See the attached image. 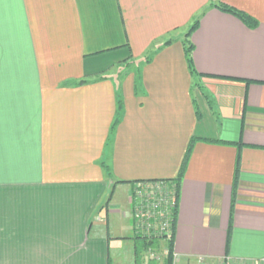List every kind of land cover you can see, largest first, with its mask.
Listing matches in <instances>:
<instances>
[{
	"label": "crops",
	"instance_id": "1",
	"mask_svg": "<svg viewBox=\"0 0 264 264\" xmlns=\"http://www.w3.org/2000/svg\"><path fill=\"white\" fill-rule=\"evenodd\" d=\"M192 137L172 264L264 262V0H0V264H163L132 187Z\"/></svg>",
	"mask_w": 264,
	"mask_h": 264
},
{
	"label": "built area",
	"instance_id": "2",
	"mask_svg": "<svg viewBox=\"0 0 264 264\" xmlns=\"http://www.w3.org/2000/svg\"><path fill=\"white\" fill-rule=\"evenodd\" d=\"M132 211L136 233L167 241L175 228L178 192L174 183L164 180L138 181L133 184ZM149 259L160 261L169 256V249L148 248ZM173 257V251H172ZM232 264V263H224ZM251 264H264L253 261Z\"/></svg>",
	"mask_w": 264,
	"mask_h": 264
},
{
	"label": "trees",
	"instance_id": "3",
	"mask_svg": "<svg viewBox=\"0 0 264 264\" xmlns=\"http://www.w3.org/2000/svg\"><path fill=\"white\" fill-rule=\"evenodd\" d=\"M214 6L218 10H220L222 12H226V13L232 14L233 16L237 17L247 27H249L251 29L255 28L258 25L257 19L254 18L253 16H251L250 14L246 13L245 11H242L240 9H237L235 7L227 5L225 3H217V4H214ZM200 15L201 14L197 15L194 18L191 26L189 27V29L184 34V37H183V40H182V43H183V46H184V54H185L186 63H187L189 72L192 75H195L196 71H195L194 66L192 64L191 53H192V50H193V45H192V43L190 41V35L197 28L198 23H199ZM166 42H169V41H166ZM146 61H147V58H146ZM84 83H86V81L81 79V80L73 82V85H81V84H84ZM122 113H123V106H122L121 98L118 96L117 99H116L115 116H114V119H113V121L111 123V126H110V133H112L114 131V129L116 128V126L120 122V120L122 118ZM195 114H196V117H200V111L197 109V107H195ZM196 139L197 138L192 137L189 140L188 145L186 147V151H185L183 160H182V164L180 166V169H179V172H178L177 176L175 178H171V179H164V181H167L169 183H174L176 185L178 194H179L180 181H181L182 176H183V174L185 172L186 165H187L188 159L190 157V154H191V151H192V148H193V145H194ZM204 140H210V139H204ZM106 171L109 174L108 167H106ZM237 171H238V168L236 166L235 175H236ZM236 178L234 179V184L233 185H235ZM234 189H235V186H234ZM234 189H233V191H234ZM173 233H174V229L172 231V235H171L172 237H173ZM172 237L169 240L166 241L165 246L169 249L170 253H169V256L164 259L163 264H172V245H173V238ZM136 239H137V242H138V247H137L136 252L138 254L141 252V250H144V249H146L148 247H157L156 243L159 241V239H157V238H148V237H146V236H144L142 234H139V233L136 235Z\"/></svg>",
	"mask_w": 264,
	"mask_h": 264
},
{
	"label": "rangeland",
	"instance_id": "4",
	"mask_svg": "<svg viewBox=\"0 0 264 264\" xmlns=\"http://www.w3.org/2000/svg\"><path fill=\"white\" fill-rule=\"evenodd\" d=\"M128 68H131L130 70H135V67L134 68H132V67H128ZM132 192H133V187H132ZM133 198V194L131 195V199ZM138 234V233H137ZM163 246H161L160 244H158L157 245V247H155L156 249H161ZM149 248V247H148ZM148 248H146V250L148 249ZM150 248H152V247H150ZM145 255L148 257V258H150L149 257V255H148V251H146L145 252ZM153 260V259H152Z\"/></svg>",
	"mask_w": 264,
	"mask_h": 264
}]
</instances>
